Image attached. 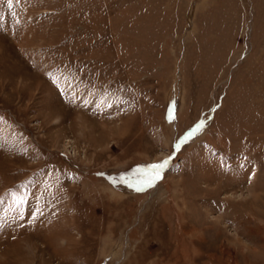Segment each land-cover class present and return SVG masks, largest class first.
<instances>
[{
  "label": "rangeland",
  "instance_id": "374dc122",
  "mask_svg": "<svg viewBox=\"0 0 264 264\" xmlns=\"http://www.w3.org/2000/svg\"><path fill=\"white\" fill-rule=\"evenodd\" d=\"M0 264H264V0H0Z\"/></svg>",
  "mask_w": 264,
  "mask_h": 264
},
{
  "label": "snow or ice",
  "instance_id": "6c2138e0",
  "mask_svg": "<svg viewBox=\"0 0 264 264\" xmlns=\"http://www.w3.org/2000/svg\"><path fill=\"white\" fill-rule=\"evenodd\" d=\"M153 170H158L159 168H162L163 167V164L161 165H153Z\"/></svg>",
  "mask_w": 264,
  "mask_h": 264
}]
</instances>
